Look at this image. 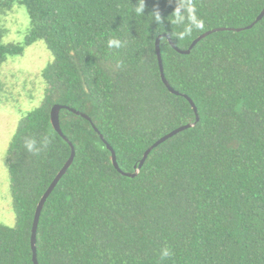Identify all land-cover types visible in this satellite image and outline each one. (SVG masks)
I'll list each match as a JSON object with an SVG mask.
<instances>
[{"label":"trees","instance_id":"1","mask_svg":"<svg viewBox=\"0 0 264 264\" xmlns=\"http://www.w3.org/2000/svg\"><path fill=\"white\" fill-rule=\"evenodd\" d=\"M14 6L29 21L22 43L3 41ZM263 7L264 0H0V67L37 42L51 57L41 102L18 121L7 149L14 226L0 223V264H33L34 213L69 144L73 161L37 223L38 264H264V16L250 29L209 34L187 55L160 37L186 50L207 31L251 25ZM178 8L184 20L176 25ZM158 37L163 74L180 95L161 80ZM54 105L90 120L61 109L66 141L51 126ZM192 123L153 148L133 178L113 167L99 137L119 169L134 173L157 140Z\"/></svg>","mask_w":264,"mask_h":264},{"label":"rangeland","instance_id":"2","mask_svg":"<svg viewBox=\"0 0 264 264\" xmlns=\"http://www.w3.org/2000/svg\"><path fill=\"white\" fill-rule=\"evenodd\" d=\"M4 42L22 43L29 21L22 7L14 6L4 19ZM51 57L42 42L9 59L0 67V223L14 226L7 172V149L18 121L39 106L43 94L41 72Z\"/></svg>","mask_w":264,"mask_h":264},{"label":"water","instance_id":"3","mask_svg":"<svg viewBox=\"0 0 264 264\" xmlns=\"http://www.w3.org/2000/svg\"><path fill=\"white\" fill-rule=\"evenodd\" d=\"M264 16V7L262 9V11L260 12V14L256 17L255 21L245 27V28H237V29H225V28H220V29H214V30H211V31H207L205 33H203L202 35H200L199 37H197L195 40H193V42L191 43V45L189 46L188 49L186 50H180L178 49L171 41V39L167 36V35H161L160 37H165L167 38V41L168 43L173 47V49L178 52L179 54L181 55H187L190 53V50L203 38H205L206 36H208L209 34L213 33V32H217V31H223V30H230V31H235V32H240L242 30H245V29H250L255 23H257L259 20L262 19V17ZM160 37H158L156 39V42H155V50H156V54H157V59H158V63H159V68H160V77H161V80L163 82V84L165 85V87L168 89V91L170 93H173L175 95H180L178 92L174 91L170 85L168 84L167 80L165 79V76L163 74V68H162V63H161V57H160V49H159V39ZM188 102L189 104L191 105L194 113H196V108L194 106V104L192 103V101L186 96V95H182ZM61 109H68L69 111L77 114V115H80L82 116L83 118H85L86 120H90L86 115L80 113V112H77L71 108H67L65 106H60V105H54L51 110H50V123H51V126L53 128L54 131H56L58 133V135H60L61 137L62 136V132H61V129H60V125H59V111ZM194 125V123L192 124H187V125H184V126H181V127H178L177 129L169 132L167 135L163 136L162 138H160L159 140H157L151 147H149L145 153L143 154V157L142 159L140 160V163L137 167H135V171L134 173H124L122 172L118 165H117V162H116V158H115V154L112 150V148L109 146V144H107L102 135L99 134V137L100 139L103 141V143L106 145V148L110 151V161L113 165V167L120 173L122 174L123 176L125 177H129V178H133L135 177L138 172H139V169L141 168V166L143 165L145 159L147 158L148 154L150 153V151L157 147L159 144L163 143L164 141H166L167 139L171 138L172 136L176 135L177 133H180L190 127H192ZM95 131H97L95 128H94ZM64 138V137H63ZM65 139V138H64ZM66 140V139H65ZM67 141V140H66ZM70 147H71V155L69 157V159L67 160V162L64 164V166L61 168V170L57 173V175L55 176V178L53 179V181L50 183V185L48 186V188L46 189V191L44 192V194L42 195V197L40 198L38 204H37V207H36V210H35V213H34V218H33V224H32V233H31V248H32V252H33V255H32V261H33V264H38L37 262V258H36V253H35V233H36V228H37V223H38V220H39V216H40V213L42 211V208L44 206V203L46 201V199L48 198V196L51 194V192L53 191V189L55 188V186L57 185V183L59 182V180L61 179V177L65 174V172L67 171V169L70 167L72 161H73V156H74V150H73V147L71 144H69Z\"/></svg>","mask_w":264,"mask_h":264},{"label":"clouds","instance_id":"4","mask_svg":"<svg viewBox=\"0 0 264 264\" xmlns=\"http://www.w3.org/2000/svg\"><path fill=\"white\" fill-rule=\"evenodd\" d=\"M183 6V5H182ZM138 12L143 11V4L141 2V7L137 9ZM187 12L189 14V19L192 21V23L195 25L197 29L202 30L204 28V21L203 20H198L195 16V7L189 3L187 7ZM184 17L180 14V9H176V11L173 14V19L172 23L179 25L183 22ZM191 33V29H186L183 33H180V38L183 39L186 35ZM110 46L113 44H117L116 41H110ZM117 46H119L117 44ZM35 140L29 141L26 143L25 147L31 152L35 149ZM164 255H168L167 251L164 252Z\"/></svg>","mask_w":264,"mask_h":264}]
</instances>
